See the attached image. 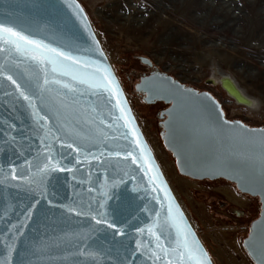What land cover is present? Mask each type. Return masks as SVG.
Listing matches in <instances>:
<instances>
[{
	"label": "water",
	"instance_id": "1",
	"mask_svg": "<svg viewBox=\"0 0 264 264\" xmlns=\"http://www.w3.org/2000/svg\"><path fill=\"white\" fill-rule=\"evenodd\" d=\"M0 23L69 54L79 63L67 60L64 64L87 80L102 79L97 66L108 69L184 223L207 252L140 130L80 2L0 0ZM140 61L150 70L141 73L134 90L144 103L167 105L158 114L159 134L177 171L195 180L224 179L241 194L258 198L259 213L250 221L241 244L253 263L259 264L264 255V124L227 117L209 90L185 84L148 57L140 56ZM0 66L4 69L0 75V264L9 259L11 264H168L148 232L153 225L163 247H175V229L166 220L168 201L159 188L152 190L155 185L149 184L151 177L139 164L125 158L133 151L139 160V149L119 119L121 112L111 93L52 72L50 64L45 85L41 65L2 41ZM9 75L32 97L38 115L16 84L6 79ZM207 82L216 83L211 78ZM64 83L70 87H63ZM115 152L121 155H110ZM49 156L58 167L38 171ZM60 167L71 171H60ZM89 211L105 212L117 227L77 214ZM233 212L239 214L236 209ZM168 258L172 259L171 253ZM176 259L179 262L178 255Z\"/></svg>",
	"mask_w": 264,
	"mask_h": 264
},
{
	"label": "rangeland",
	"instance_id": "2",
	"mask_svg": "<svg viewBox=\"0 0 264 264\" xmlns=\"http://www.w3.org/2000/svg\"><path fill=\"white\" fill-rule=\"evenodd\" d=\"M78 1L140 130L213 264H254L241 242L259 213L258 198L241 194L224 179L195 180L181 175L159 134L163 103H144L134 84L150 70L140 61V56L148 57L185 84L212 92L229 118L264 124V0ZM217 68L259 99L252 116H245L244 107H239L241 114L232 112L218 82H207ZM184 72L189 78L183 80ZM191 76L200 78L194 81ZM227 186L243 197L245 205L231 203L218 191ZM234 209L243 212L236 214Z\"/></svg>",
	"mask_w": 264,
	"mask_h": 264
},
{
	"label": "snow or ice",
	"instance_id": "3",
	"mask_svg": "<svg viewBox=\"0 0 264 264\" xmlns=\"http://www.w3.org/2000/svg\"><path fill=\"white\" fill-rule=\"evenodd\" d=\"M0 41L5 45L13 46L16 52H19L23 55H28L32 60L37 61L41 65V71L45 72V80L44 84L47 85L49 80L47 79V65H51L52 72H59L62 75H71L73 80H79L81 83H89L90 87H94L97 89H104L107 92H110L112 98L116 100L115 107L119 108L121 112V116L119 119L124 120V126L129 129V133L133 137V142L135 143L136 148L139 149V160L133 151H128L125 154V158L131 157L133 164H139L141 171H144L146 177H151L149 179L150 185H155L153 187V191L156 188H159L160 191L164 192L165 198L168 201V215L166 220L170 223V225L175 229L176 240L175 247L173 248H165L161 242V238L155 231H153V225L148 226V232L155 238L156 248L159 249L164 256V259L168 261V264H211V261L208 257L207 252L203 250V248L199 245L198 241L195 239L194 234L190 231L188 226L184 223L183 214L180 212L179 208L175 205L172 198L170 197L167 186L164 184L162 177L159 175L158 170L155 168L154 163L151 160L150 154L146 147L142 144L139 138V134L137 130L132 126L130 117L128 115V110L123 107V101L120 99L121 93L116 84L115 78L111 76L110 72L106 67L101 68L97 66L98 72H103L102 79H97L96 81H90L85 79L82 75H78L71 70L69 65L64 64L63 61L72 60L73 63H79V61L75 60L69 54L60 51L57 48L51 47L47 44H44L42 41L34 40L29 36L24 35L23 33L16 31L13 27H9L4 23H0ZM31 46V47H29ZM63 57V60L59 58ZM0 75H4L3 66H0ZM6 79L10 80L13 84H16V90L20 93V95L26 100L29 101L30 106L33 108L34 115H38L36 113V105L32 100V97L26 94L21 90L19 84H17L16 80L13 79L12 76H6ZM54 83L60 84L62 81L54 80ZM63 87L69 88L70 85L67 83L63 84ZM41 90H43L41 86ZM40 119H44V117H40ZM224 124H228L227 121H223ZM238 123V122H237ZM252 131V130H247ZM125 134L124 138H127ZM261 134L264 135V129L261 130ZM69 147H72L69 145ZM77 153L80 152L79 148L74 149ZM110 155L120 156V152L110 153ZM142 161V163H141ZM49 166L52 168H57L58 164H54L52 162V157L49 156L48 163L44 165L43 168L38 169L40 172H44L45 169H48ZM147 168V171H145ZM60 171H71V169H66L63 167L59 168ZM13 179H16L15 169H13ZM100 207H104V201H101ZM69 212L75 211L73 208H68ZM84 215H91L92 219L96 221L97 224L107 223L108 227L115 228L117 225L112 222L110 223L107 219L106 213L101 211L93 214V212L89 211L87 213H77ZM99 217V218H98ZM137 231H142L141 229H137ZM119 234V233H118ZM141 247L140 242L137 241V249ZM169 253L172 254V259H169ZM152 255L156 258V260L160 259V256L157 255L156 252H153ZM177 255L179 256V262H177ZM11 256V246H9V257ZM7 264H11V260L7 261ZM259 264H264V255L261 256L259 260Z\"/></svg>",
	"mask_w": 264,
	"mask_h": 264
},
{
	"label": "bare ground",
	"instance_id": "4",
	"mask_svg": "<svg viewBox=\"0 0 264 264\" xmlns=\"http://www.w3.org/2000/svg\"><path fill=\"white\" fill-rule=\"evenodd\" d=\"M187 78H189L188 75L185 74V72L182 73V79L184 80ZM199 78V76H191V79L194 81H198ZM210 78L215 82L217 81L224 93L228 95L229 98L225 100V103L231 106L232 112L241 114L239 107H244L245 116L250 117L252 116L250 115L251 112L254 113L257 111L259 99H254V97L249 95L246 88L239 81L229 76L225 71L220 68L214 69L213 78ZM232 103H235L236 105H233ZM218 191L231 203L238 206L245 205V201L238 194H236L234 192L235 190L233 191L231 187H223Z\"/></svg>",
	"mask_w": 264,
	"mask_h": 264
},
{
	"label": "flooded vegetation",
	"instance_id": "5",
	"mask_svg": "<svg viewBox=\"0 0 264 264\" xmlns=\"http://www.w3.org/2000/svg\"><path fill=\"white\" fill-rule=\"evenodd\" d=\"M163 106H164V108H165L167 105H166V104H163ZM164 108H163V109H164ZM236 210H238V209H236ZM238 211H239V214H241V213L243 212L242 210H241V211L238 210Z\"/></svg>",
	"mask_w": 264,
	"mask_h": 264
},
{
	"label": "crops",
	"instance_id": "6",
	"mask_svg": "<svg viewBox=\"0 0 264 264\" xmlns=\"http://www.w3.org/2000/svg\"><path fill=\"white\" fill-rule=\"evenodd\" d=\"M233 189V188H232ZM233 191H234V189H233ZM236 194H238L236 191H234ZM239 195V194H238ZM242 199H243V197L241 196V195H239ZM244 200V199H243Z\"/></svg>",
	"mask_w": 264,
	"mask_h": 264
},
{
	"label": "built area",
	"instance_id": "7",
	"mask_svg": "<svg viewBox=\"0 0 264 264\" xmlns=\"http://www.w3.org/2000/svg\"><path fill=\"white\" fill-rule=\"evenodd\" d=\"M227 116V115H226ZM228 117V116H227Z\"/></svg>",
	"mask_w": 264,
	"mask_h": 264
}]
</instances>
